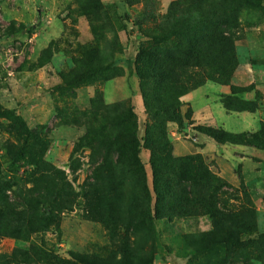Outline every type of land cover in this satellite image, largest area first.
Masks as SVG:
<instances>
[{"label": "rangeland", "instance_id": "1", "mask_svg": "<svg viewBox=\"0 0 264 264\" xmlns=\"http://www.w3.org/2000/svg\"><path fill=\"white\" fill-rule=\"evenodd\" d=\"M128 1L0 0V170L31 169L27 160L13 164L9 158L8 145L26 138L45 147L44 158L64 171L74 192L47 230L26 240L0 236V254L28 257L33 264H76L68 260L71 252L105 260L136 252L149 264H208L222 257V249L193 252L198 234L211 229L206 214L156 219L149 232L142 224L136 229L125 224L135 201L147 202L148 196L151 206L154 201L152 150L142 140L154 120L144 111L136 55L141 43L153 41L147 36L158 33L173 0ZM207 2L205 8L213 10L228 3ZM237 22L236 64L228 83L207 80L187 92L189 100L184 94L181 121H166L165 131L172 154L199 153L230 184L220 204L229 210L253 208L262 233L264 0L242 4ZM241 88L246 90L225 98ZM202 125L247 134L260 148L218 143L199 131ZM133 129L142 145L143 182L128 157L115 164L111 155L102 164L105 150L95 144ZM163 175L172 179L169 171ZM257 255L252 252L248 264H262Z\"/></svg>", "mask_w": 264, "mask_h": 264}, {"label": "trees", "instance_id": "2", "mask_svg": "<svg viewBox=\"0 0 264 264\" xmlns=\"http://www.w3.org/2000/svg\"><path fill=\"white\" fill-rule=\"evenodd\" d=\"M207 1H171L166 18L158 24V33L147 36L153 41L141 43L137 51L135 71L140 79L144 111L154 120L146 126L142 137L143 144L152 150L149 163L154 201L152 206L150 196L147 202L135 201L125 224L135 229L142 224L149 232L153 231L152 222L156 219L206 214L211 229L198 234L200 240L194 253L222 249L218 262L208 264H248L255 251L256 259L264 264V232L257 231L254 209L229 210L222 206L220 194L230 184L216 175L199 153L174 156L165 131L166 121H181L179 109L184 94L207 80L227 84L236 64L233 34L238 25L237 13L242 4L252 0H222L228 3L218 10L205 8ZM168 40L171 46L165 44ZM245 90L233 89L225 98ZM225 107L234 108L228 104ZM198 129L218 143L260 148L244 133L207 125ZM35 144L25 138L21 144L8 145V151L13 150L11 162L27 160L31 169L25 174L0 170V236L26 240L32 233L47 230L56 222L57 210L66 208L73 200L74 192L64 171L44 158L43 145ZM95 144L105 150L102 164L111 155L115 156V164L128 157L144 181L137 130L118 132L112 138L104 137L101 143L96 140ZM165 171L170 172L172 179L163 175ZM69 256L68 260L76 264H149L146 256L136 252H123L119 258L108 260L75 252ZM15 257L16 254H0V264H33L28 257Z\"/></svg>", "mask_w": 264, "mask_h": 264}, {"label": "crops", "instance_id": "3", "mask_svg": "<svg viewBox=\"0 0 264 264\" xmlns=\"http://www.w3.org/2000/svg\"><path fill=\"white\" fill-rule=\"evenodd\" d=\"M190 93H191V92H189V93H187V94L184 95L185 100H189V97H188V96H189ZM253 264H259V263L256 262V263H253Z\"/></svg>", "mask_w": 264, "mask_h": 264}]
</instances>
